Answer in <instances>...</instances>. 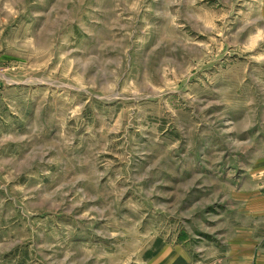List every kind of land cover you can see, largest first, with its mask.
<instances>
[{"label": "rangeland", "instance_id": "1", "mask_svg": "<svg viewBox=\"0 0 264 264\" xmlns=\"http://www.w3.org/2000/svg\"><path fill=\"white\" fill-rule=\"evenodd\" d=\"M0 264H264V0H0Z\"/></svg>", "mask_w": 264, "mask_h": 264}]
</instances>
